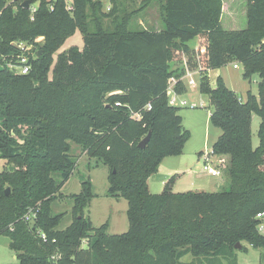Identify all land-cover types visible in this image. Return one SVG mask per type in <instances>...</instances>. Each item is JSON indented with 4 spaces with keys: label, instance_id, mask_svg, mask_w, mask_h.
I'll return each instance as SVG.
<instances>
[{
    "label": "trees",
    "instance_id": "16d2710c",
    "mask_svg": "<svg viewBox=\"0 0 264 264\" xmlns=\"http://www.w3.org/2000/svg\"><path fill=\"white\" fill-rule=\"evenodd\" d=\"M23 1L0 0V159L7 162L0 170V236L17 264H236L237 243L262 248L264 264L257 216L264 212V0H245L243 28L235 16L225 21V0H159V30H129L124 19L103 27L138 0H110L109 12L101 0H71L70 10L65 0H31L32 19ZM77 29L83 46L54 58ZM196 36L199 46H188ZM19 41L35 49L27 74L8 67ZM178 55L190 69L202 68L199 91L209 96L210 123L221 131L211 150L228 155V187L220 191L173 192L171 178L161 193L148 189V177L165 157L182 154L190 137L166 93L168 79L182 75L169 67ZM234 61L245 78L258 74L257 95L249 90L239 99L220 76L210 86L207 72ZM174 90L185 91L181 80ZM252 113L260 117L255 148ZM70 142L108 168L106 195L127 201L126 231L108 234L107 222L95 228L85 216L95 196L90 179L69 195L71 222L58 228L63 214L52 204L76 165ZM29 209L36 211L32 222L23 220ZM186 255L192 259L183 261Z\"/></svg>",
    "mask_w": 264,
    "mask_h": 264
},
{
    "label": "rangeland",
    "instance_id": "374dc122",
    "mask_svg": "<svg viewBox=\"0 0 264 264\" xmlns=\"http://www.w3.org/2000/svg\"><path fill=\"white\" fill-rule=\"evenodd\" d=\"M67 4L71 0H65ZM127 2V0H126ZM227 8L225 9V21L235 18L239 20L235 25L239 27L246 26L245 0H225ZM129 3V2H128ZM225 5V6H226ZM233 6V8H232ZM112 8L110 0H101V10L109 12ZM124 8V7H121ZM235 10V13L233 12ZM232 13L234 15H232ZM160 1L150 0L147 4L141 5L139 0L135 5L129 6L124 10L119 9L114 18L102 20L103 27L109 29L114 28L115 24L120 20H127V28L129 30H138L144 27L152 30H159L163 27L161 20ZM227 14L229 18L226 17ZM231 14V15H230ZM236 14V15H235ZM126 15V16H125ZM235 16V17H234ZM232 17V18H231ZM241 17V18H240ZM114 20V21H113ZM223 21L226 29H234L227 22ZM240 24V25H239ZM41 38H37L39 41ZM201 38L196 36L187 41L190 47H198ZM76 45L79 48L83 46V38L80 30L68 36L64 43L53 55L55 58L58 52L68 49L70 46ZM184 56L178 55L169 63L170 69L175 72H185ZM244 68L241 64L237 68H233L232 63L228 62L218 68H213L207 72L211 87L216 85V79L220 76L226 86L231 89L241 100H245L247 91H251L257 95L258 74L253 73L250 78L243 76ZM51 76V71L49 73ZM191 77L195 80V85L186 84L185 91L177 93L179 100H185V105H178V114L181 116L184 129L189 131L190 137L183 147V152L176 156L165 157L159 165V169L151 174L148 181V189L151 193H161L164 183L171 178L170 187L173 192L183 191H220L228 187V179L225 175V167L228 163V156L222 157L211 153V146L220 134V129L210 123L209 115L213 110L209 96L199 91L200 75L198 72H192ZM190 78V77H189ZM188 77H184L185 82ZM170 91V89H168ZM168 93L170 94V92ZM137 117V116H136ZM260 117L252 113L251 117V139L252 147H257L259 143L258 128ZM71 153L76 158V165L69 179L60 188L59 196L52 204V210L55 213H62V220L58 225L59 229H64L71 222L72 199L70 194L78 193L81 190L82 179H90L92 184V192L95 196L91 199L85 208V216H88L93 227L97 228L107 222V233H122L128 229V219L126 215L127 201L122 197H111L106 195L108 188V168L101 163L99 159L84 152L80 146L74 142H70ZM209 153L206 160L204 154ZM204 163L216 167L220 170L219 176H212L203 170ZM7 162L0 159V170L6 166ZM167 175L165 182H162V176ZM264 234V216L261 219ZM86 241H83L85 246ZM245 250L236 248V264H259L260 253L262 248H253L247 243H243ZM15 253L8 246V238L0 236V264H17ZM191 255L182 258L183 261H190ZM224 264H228L224 261Z\"/></svg>",
    "mask_w": 264,
    "mask_h": 264
},
{
    "label": "built area",
    "instance_id": "2783aa9c",
    "mask_svg": "<svg viewBox=\"0 0 264 264\" xmlns=\"http://www.w3.org/2000/svg\"><path fill=\"white\" fill-rule=\"evenodd\" d=\"M66 8L68 10L71 9L70 4H67ZM30 9V18H33V13L36 10V3H31L29 6ZM13 44L15 45V47L19 50V54L17 55L16 61L9 63L8 67L9 69L14 73V74H27L30 69H31V60H33L35 58V49L33 47L32 44H29L27 42H13ZM199 52H204V49H198ZM233 68H237L239 66V63L234 61L231 62ZM185 72L183 75H181L180 77H175V76H171L168 79V84H167V88H166V93H167V97H168V104L171 106H178V105H185L186 101L185 100H179L177 92L174 90V86L175 84L181 80L183 82V85L186 86V84L189 85H195V80L193 77H191L192 72H198L199 75L201 73V67H197L195 69H190L188 66L187 61H185ZM184 77H188L187 81L185 82ZM190 77V78H189ZM170 89V91L168 90ZM168 91L170 92V94L168 93ZM117 105H119V102H116ZM211 153L213 154L212 150ZM204 154L205 159L207 160L209 158V153H202ZM203 170L206 171L208 174L212 175V176H219L220 175V170L217 169L216 167L210 166L206 163H204L203 165ZM36 216V211L34 209H29L27 210V212L24 214L23 216V220L26 222H32L34 217ZM259 218H262L264 216V212L259 213L257 215ZM263 226L262 224L259 225V230L262 231ZM40 237L45 240V234L44 233H40Z\"/></svg>",
    "mask_w": 264,
    "mask_h": 264
},
{
    "label": "water",
    "instance_id": "95a60500",
    "mask_svg": "<svg viewBox=\"0 0 264 264\" xmlns=\"http://www.w3.org/2000/svg\"><path fill=\"white\" fill-rule=\"evenodd\" d=\"M30 4H31V0H24V1L22 2V7H24V8H29ZM0 69H1V67H0ZM149 137H150V132H148V133L146 134V136H144V137L139 141V143H138V147H140V148H144L145 145H146V143H147V141H148V139H149ZM8 193H9V188H6V189H5V194H8ZM235 247L238 248V249H240V248H241V244H240V243H237V244L235 245Z\"/></svg>",
    "mask_w": 264,
    "mask_h": 264
},
{
    "label": "crops",
    "instance_id": "0c3cea01",
    "mask_svg": "<svg viewBox=\"0 0 264 264\" xmlns=\"http://www.w3.org/2000/svg\"><path fill=\"white\" fill-rule=\"evenodd\" d=\"M195 48H196V47H195ZM221 156H222V157H226V156H228V155H221ZM227 158H228V157H227ZM158 169H159V167H158ZM166 176H167V175H163V176H162V179H161V180H162L163 183L165 182V178H166ZM150 177H151V175L148 177V179H147V183H148ZM165 183H166V182H165ZM165 183H164V184H165ZM261 219H262V218H261ZM14 257H15V256H14Z\"/></svg>",
    "mask_w": 264,
    "mask_h": 264
}]
</instances>
